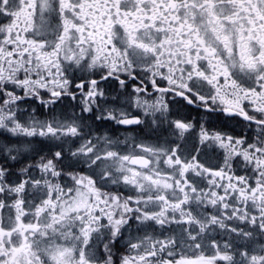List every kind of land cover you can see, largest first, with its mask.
Masks as SVG:
<instances>
[{
    "label": "snow or ice",
    "instance_id": "6c2138e0",
    "mask_svg": "<svg viewBox=\"0 0 264 264\" xmlns=\"http://www.w3.org/2000/svg\"><path fill=\"white\" fill-rule=\"evenodd\" d=\"M0 264H264V0H0Z\"/></svg>",
    "mask_w": 264,
    "mask_h": 264
}]
</instances>
